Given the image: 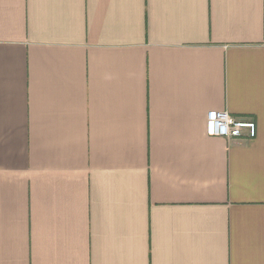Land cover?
I'll list each match as a JSON object with an SVG mask.
<instances>
[{
  "label": "crops",
  "instance_id": "0c3cea01",
  "mask_svg": "<svg viewBox=\"0 0 264 264\" xmlns=\"http://www.w3.org/2000/svg\"><path fill=\"white\" fill-rule=\"evenodd\" d=\"M0 264H264V0H0Z\"/></svg>",
  "mask_w": 264,
  "mask_h": 264
},
{
  "label": "built area",
  "instance_id": "2783aa9c",
  "mask_svg": "<svg viewBox=\"0 0 264 264\" xmlns=\"http://www.w3.org/2000/svg\"><path fill=\"white\" fill-rule=\"evenodd\" d=\"M205 132L208 137L240 139L255 137V124L231 117L227 112L211 111L205 120Z\"/></svg>",
  "mask_w": 264,
  "mask_h": 264
}]
</instances>
